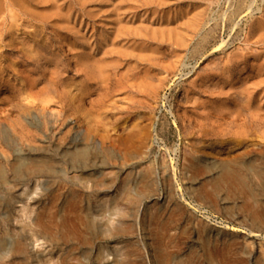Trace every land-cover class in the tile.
<instances>
[{
  "label": "rangeland",
  "instance_id": "obj_1",
  "mask_svg": "<svg viewBox=\"0 0 264 264\" xmlns=\"http://www.w3.org/2000/svg\"><path fill=\"white\" fill-rule=\"evenodd\" d=\"M144 1L27 2L31 7L23 2L28 10L0 4V128L14 139L13 144L6 142L0 129V169L6 177L0 184L3 264H115L121 258H126L123 264H159L160 258L166 264H264V31L256 27L264 26V0H256L250 14L233 21L229 13L235 0ZM194 10H201V28L193 26ZM82 37L87 39L85 49L93 44L102 51L111 45L104 73L110 77L102 74L93 81L78 70ZM35 47L56 58L57 68L36 54ZM27 78L34 82L33 89ZM51 78L58 82L49 84ZM65 89L69 95H81V101L65 108L63 100L55 98ZM218 103L221 150L214 123ZM185 112L201 121L190 133L181 127ZM77 131L82 136L76 143ZM75 144H85L86 159L70 165L62 154ZM41 154L56 161L54 173L14 175L11 167L18 156ZM124 183L129 194L120 198ZM115 202L123 209L121 217ZM51 214L58 216L64 231L53 229L48 235L37 227L40 217ZM119 218L131 226L130 232L100 235L98 228L107 219ZM16 246L21 252L14 253Z\"/></svg>",
  "mask_w": 264,
  "mask_h": 264
},
{
  "label": "bare ground",
  "instance_id": "obj_2",
  "mask_svg": "<svg viewBox=\"0 0 264 264\" xmlns=\"http://www.w3.org/2000/svg\"><path fill=\"white\" fill-rule=\"evenodd\" d=\"M86 1V0H85ZM107 2H108V0H106ZM116 1V0H115ZM121 0H119V2H120ZM140 1V0H139ZM154 1H156V0H154ZM158 1V0H157ZM160 1V0H159ZM173 1V0H172ZM171 0H170V2L169 1H167V4H168V2H169V4L172 2ZM177 1L178 0H175V2L177 3ZM182 1V0H181ZM197 1V0H196ZM217 1V0H216ZM219 1V0H218ZM256 0H235V2H234V5H233V3L231 4V6L233 5V7H232V10L230 11V20H232V19H238V18H240L242 15H244V14H250V11H251V6H252V4H254V2H255ZM23 2H25L26 3V5L27 6H30L31 4H27V2L29 3H35V4H40L41 5V3H44V4H48V3H46V0H0V4H2L3 5V3H5L6 5L8 4H10L9 6L11 7V6H18V8L19 9H21L22 10V8H23V6L21 5ZM144 2H147V0H145ZM152 2V1H151ZM202 2H204L203 0H202ZM223 2V1H222ZM81 3H82V1H81ZM84 3V2H83ZM127 3V2H126ZM156 3V2H155ZM182 3V2H181ZM199 3V2H198ZM209 3V2H208ZM208 3H207V5H208ZM34 4V5H35ZM37 4V6H40V5H38ZM101 4V3H100ZM116 4V3H115ZM114 4V5H115ZM139 4V3H138ZM141 4H142V1H141ZM147 4V3H146ZM154 4V3H153ZM203 4V3H202ZM228 4V3H227ZM97 5V4H96ZM103 5V4H102ZM108 5H111V4H108ZM161 6H162V4H160ZM173 5V4H172ZM177 5V4H176ZM191 6L193 5V3L192 4H190ZM206 5V4H205ZM215 5V4H214ZM217 5V4H216ZM261 5V4H260ZM24 6H25V4H24ZM112 6V5H111ZM120 6V5H119ZM119 6L118 5H115V8H116V11H118L120 8H119ZM124 6V5H123ZM174 6V5H173ZM180 6V5H179ZM182 6H183V4H182ZM209 7H210V5H208ZM213 6V5H212ZM231 6H229V7H231ZM4 7V6H3ZM3 7L1 8V9H3ZM31 7V6H30ZM49 7V6H48ZM47 7V8H48ZM55 7H57V6H55ZM86 7V6H85ZM110 7V6H109ZM140 7V6H139ZM145 7H147V6H145ZM150 7V6H149ZM172 7V6H171ZM203 7V6H202ZM216 7V6H215ZM219 7V6H218ZM222 7V6H221ZM228 7V8H229ZM7 8L8 7H6V10H7ZM17 8V9H18ZM33 8V7H32ZM31 8V9H32ZM37 8V7H36ZM59 8H60V6H59ZM99 8V7H98ZM106 8V7H105ZM114 8V7H113ZM112 7H111V10L113 9ZM114 8V9H115ZM141 8V7H140ZM143 8V7H142ZM156 8H157V6H156ZM175 8V7H174ZM180 8V7H179ZM185 8H186V6H185ZM204 8V7H203ZM224 8V7H223ZM227 8V7H226ZM257 8V7H256ZM1 9H0V11H1ZM10 9V8H9ZM24 10H28V9H26V7L25 8H23ZM39 9V8H38ZM37 9V10H38ZM45 9V8H44ZM70 9V8H69ZM96 9V8H95ZM103 9V8H102ZM101 9V10H102ZM123 9V8H122ZM144 9V8H143ZM142 9V10H143ZM148 9V8H147ZM164 9V8H163ZM163 9H161V10H163ZM170 9V8H169ZM195 9V8H194ZM213 9H214V7H213ZM13 10V9H12ZM20 10V11H21ZM29 10H30V8H29ZM33 10H35V8L33 9ZM37 10H35V11H37ZM80 10V9H79ZM82 10V9H81ZM85 10V9H84ZM96 10H98V9H96ZM100 10V11H101ZM105 11H107L106 9H104ZM167 10V9H166ZM165 10V11H166ZM172 10V9H171ZM190 10V9H189ZM188 10V11H189ZM198 10V9H197ZM212 10V9H211ZM215 10V9H214ZM260 10V9H259ZM258 10V11H259ZM9 11H11V10H9ZM15 11V10H14ZM18 11V10H17ZM42 11V10H41ZM91 11H92V9H91ZM114 11V10H113ZM115 11V12H116ZM119 11H121V10H119ZM144 11H145V9H144ZM158 11H159V9H158ZM174 11H176V9L174 10ZM178 11V10H177ZM176 11V12H177ZM200 11L201 10H199V12L198 11H196V10H194L193 11V18H194V20H195V22H194V24H193V26L195 27V29L196 28H198V27H200V19H202V13H200ZM216 11V10H215ZM3 12V11H2ZM8 12V11H7ZM38 12V11H37ZM39 12H40V10H39ZM85 12V11H84ZM101 12H103V11H101ZM101 12H98V13H101ZM128 12V11H127ZM146 12V11H145ZM150 12V11H149ZM167 12V11H166ZM31 13V12H30ZM36 13V12H35ZM42 13V12H41ZM91 13H93V12H91ZM97 13V12H96ZM97 13V15H99ZM109 13V12H108ZM153 13V12H152ZM181 13V12H180ZM212 13V12H211ZM220 13H221V11H220ZM223 13V12H222ZM222 13H221V15H222ZM225 13V12H224ZM228 13V12H227ZM254 13V12H253ZM22 14V13H21ZM40 14V13H39ZM80 14V13H79ZM128 14V13H127ZM148 14H150V13H148ZM168 14V13H167ZM176 14H178V12L176 13ZM185 14H186V11H185ZM184 14V15H185ZM228 14V15H229ZM37 15V14H36ZM85 15H87V14H85ZM96 15V16H97ZM107 15V14H106ZM131 15V14H130ZM136 15V14H135ZM134 15V16H135ZM152 15V14H151ZM150 15V16H151ZM169 15V14H168ZM216 15V14H215ZM224 15V14H223ZM253 15V14H252ZM93 16V15H92ZM142 16H144V15H142ZM176 16V15H175ZM213 16V15H212ZM260 16H262L261 14H260ZM14 17V16H13ZM84 17V16H83ZM85 17H87V16H85ZM99 17H101V16H99ZM114 17H115V15H114ZM114 17L112 18V19H114ZM172 17V16H171ZM180 17V16H179ZM211 17V16H210ZM220 17V16H219ZM223 17V16H222ZM243 17V16H242ZM133 18V17H132ZM149 18H151V17H149ZM165 18V17H164ZM167 18V17H166ZM186 18V17H185ZM206 18V17H205ZM245 18V17H244ZM137 19H139V18H137ZM158 19V18H157ZM179 19V18H178ZM204 19V18H203ZM213 19V18H212ZM246 19V18H245ZM259 19V18H258ZM82 20V19H81ZM88 20V19H87ZM111 20V19H110ZM131 20V19H130ZM130 20H129V23H130ZM135 20V19H134ZM147 20V19H146ZM149 20H151V19H149ZM148 20V21H149ZM164 20V19H163ZM162 20V21H163ZM206 20V19H205ZM260 20V19H259ZM79 22H80V20H78ZM84 21V20H83ZM91 21V20H90ZM117 21V20H116ZM165 21V20H164ZM179 21V20H178ZM219 21V20H218ZM227 21H229V20H227ZM233 21V20H232ZM76 22H77V20H76ZM79 22H77L78 24H79ZM93 22V21H92ZM124 22V21H123ZM137 22V21H136ZM158 23H159V21H157ZM167 22V21H166ZM175 22H177V21H175ZM174 22V23H175ZM210 22V21H209ZM209 22H207V23H209ZM215 22H217L216 20H215ZM255 22V21H254ZM81 23V22H80ZM109 23V22H108ZM145 23V22H144ZM206 23V24H207ZM232 23V22H231ZM237 23H239V20H238V22ZM84 24V23H83ZM91 24V23H90ZM99 24H100V22H99ZM110 24V23H109ZM146 24V23H145ZM149 24H151V23H149ZM173 24V23H172ZM185 24V23H184ZM202 24V23H201ZM205 24V25H206ZM79 25H81V24H79ZM78 25V26H79ZM85 25V24H84ZM97 25H98V23H97ZM96 25V26H97ZM117 25H119V24H117ZM142 25V24H141ZM161 25V24H160ZM166 26H168L167 24H165ZM217 25V24H216ZM82 26V25H81ZM108 26V25H107ZM126 26V25H125ZM124 26V27H125ZM152 26H153V24H152ZM155 26V25H154ZM157 26H158V24H157ZM162 26H164V25H162ZM172 26V25H171ZM222 26V25H221ZM90 27V26H89ZM94 27V26H93ZM110 27H111V25H110ZM115 27V26H114ZM113 27V28H114ZM119 27H122V26H119ZM134 27V26H133ZM220 27V26H219ZM225 27V26H224ZM232 27V26H231ZM240 27V26H239ZM256 27H257V29H258V31H264V26H262V25H256ZM88 28V27H87ZM95 28H97V27H95ZM104 28V27H103ZM107 28V27H106ZM109 28V27H108ZM107 28V29H108ZM201 28V27H200ZM238 28V27H237ZM84 29V28H83ZM92 30H93V28H91ZM105 29V28H104ZM128 29V28H127ZM151 29V28H150ZM156 29H157V27H156ZM179 29V28H178ZM216 29H217V27H216ZM227 30H228V28H226ZM239 29V28H238ZM238 29L236 30L237 31V33H239V31H238ZM79 30H80V28H79ZM89 30V29H88ZM136 30V29H135ZM134 30V31H135ZM144 30V29H143ZM192 30V29H191ZM232 30V29H231ZM230 29H229V31H231ZM87 31V30H86ZM109 31V30H108ZM129 31V30H128ZM133 31V30H132ZM173 31H174V29H173ZM194 31V30H193ZM253 31V30H252ZM8 32V31H7ZM88 32V31H87ZM91 32V31H90ZM96 32H97V29H96ZM117 32V30H115V33ZM131 32V31H130ZM157 32H159V31H157ZM179 31H177V33H178ZM197 32V31H196ZM207 32V31H206ZM222 32V31H221ZM69 33V32H68ZM83 33V32H82ZM81 33V34H82ZM113 33H114V31H113ZM126 33H128V32H126ZM133 33V32H132ZM131 33V34H132ZM138 33V32H137ZM136 33V34H137ZM141 33V32H140ZM151 33H153V32H151ZM262 33H264V32H262ZM11 34V33H10ZM32 34V33H31ZM30 34V35H31ZM88 34V33H87ZM87 34H85V35H87ZM103 34V33H102ZM118 34V33H117ZM143 34V33H142ZM173 34V33H172ZM199 34V33H198ZM201 34V33H200ZM206 34V33H205ZM213 34V33H212ZM255 34V33H254ZM77 35V34H76ZM99 35V34H98ZM104 35V34H103ZM106 35V34H105ZM111 35V34H110ZM122 35V34H121ZM202 35V34H201ZM261 35V34H260ZM114 36V35H113ZM123 36V35H122ZM130 36V35H129ZM132 36V35H131ZM177 36V35H176ZM219 36V35H218ZM256 36H257V33H256ZM262 36H263V34H262ZM261 36V37H262ZM36 37V36H35ZM72 37V36H71ZM148 37H150V35L148 36ZM165 38H166V36H164ZM163 37V38H164ZM175 37V36H174ZM250 37V36H249ZM264 37V36H263ZM88 38H89V36H88ZM90 38H91V36H90ZM132 38H133V36H132ZM143 38V37H142ZM155 38V37H154ZM186 38H187V36H186ZM36 39V38H35ZM82 39H83V37H82ZM82 39H80V41H81V46L79 47L80 49H81V53H79L78 55H77V64H76V62H75V64L78 66L77 68H78V70L81 72H83L86 76L87 75H91L90 76V78L89 79H92V78H94L95 79V77H97V76H102V74H103V78H105V76H104V73L106 72V70H107V67H108V64H109V62H107V58H105L106 57V55L108 54V50L107 49H109L110 48V46L111 45H109V48L107 47V49H104V50H102V51H100L101 50V48H100V50L98 51V49H96V48H94L92 45H90V46H88V44H87V49H85V42H86V40H85V42H84V39L82 40ZM114 39V38H113ZM115 39H116V37H115ZM66 40H68L67 38H66ZM77 40H79V39H77ZM99 40V39H98ZM104 40V39H103ZM110 40V39H109ZM124 40H126V39H124ZM130 41H131V39H129ZM221 40V39H220ZM89 41V40H88ZM101 41V40H100ZM118 41V40H117ZM141 41V40H140ZM149 41V40H148ZM212 41V40H211ZM223 41V40H222ZM10 42V41H9ZM9 42L7 41V43L9 44ZM78 42V41H77ZM97 42V44H98V41H96ZM165 42V41H164ZM43 43V42H42ZM88 43H90V42H88ZM110 43V42H109ZM135 43H136V41H135ZM142 43V42H141ZM145 43V42H144ZM144 43H143V46H144ZM153 43V42H152ZM157 43V42H156ZM207 43V42H206ZM31 44V43H30ZM95 44V43H94ZM119 44H120V42H119ZM130 44V43H129ZM149 44H150V42H149ZM148 44V45H149ZM215 44V43H214ZM224 44L226 45V43L224 42ZM5 45V44H4ZM27 45V44H26ZM122 45V44H121ZM137 45V44H136ZM168 45V44H167ZM173 45V44H172ZM212 45V44H211ZM220 45V44H219ZM229 45V44H228ZM12 46V45H11ZM15 46V45H14ZM13 46V47H14ZM28 46H30V45H28ZM75 46V45H74ZM78 46H79V44H78ZM96 46V45H95ZM99 46V45H98ZM97 46V47H98ZM104 46V45H103ZM117 46V45H116ZM146 46V45H145ZM159 46H160V44H159ZM162 46V45H161ZM164 46V45H163ZM230 46V45H229ZM18 47V46H17ZM24 47H25V45H24ZM44 47V46H43ZM105 47V46H104ZM118 47V46H117ZM130 47V46H129ZM132 47V46H131ZM130 47V48H131ZM141 47V46H140ZM151 47V46H150ZM183 47V46H182ZM181 47V48H182ZM185 47V46H184ZM217 47V46H216ZM222 47H224V46H222ZM226 47V46H225ZM29 48V47H28ZM34 48V47H33ZM114 48H115V46H114ZM119 48H120V46H119ZM122 48V47H121ZM172 48H175V47H173L172 46ZM31 49V48H30ZM122 49H124V48H122ZM143 49V48H142ZM144 49H146L147 50V48H144ZM143 49V50H144ZM168 49V48H167ZM202 49H204V45L202 46ZM212 49V48H211ZM216 49V48H215ZM224 49V48H223ZM226 49V48H225ZM231 49V48H230ZM236 49V48H235ZM13 50V48L11 49V51ZM25 50V49H24ZM35 52H37L36 54H39V56L40 57H42L43 59H45V60H47V61H49V63L51 62V64L54 66V67H56L57 68V66H58V63H57V60H56V58L55 59H53L54 57L53 56H48V55H44V50H43V48H40V47H35ZM95 50H97V51H95ZM115 49H113V51H114ZM128 51H129V49H127ZM133 50V49H132ZM132 50H130L129 52H131ZM135 50V49H134ZM156 50V49H155ZM190 50V49H189ZM205 50V49H204ZM207 50V49H206ZM14 51V50H13ZM17 51V50H16ZM28 51V50H27ZM138 51V50H137ZM166 51H168V50H166ZM186 51V50H185ZM209 51H211V50H209ZM234 51V50H233ZM232 51V52H233ZM121 52V51H120ZM127 52V51H126ZM125 52V53H126ZM132 52H134V51H132ZM161 52V51H160ZM172 52V51H171ZM170 52V53H171ZM182 52V51H181ZM188 52V51H187ZM204 52V51H203ZM212 52V51H211ZM215 52V51H214ZM218 52H220L219 50H218ZM235 53H236V51H234ZM17 53V52H16ZM29 53H32V52H29ZM28 53V54H29ZM78 53V52H77ZM110 53V52H109ZM138 53H139V51H138ZM148 53V52H147ZM156 53V52H155ZM174 53V52H173ZM185 53V52H184ZM184 53H183V56H184ZM206 53V52H205ZM204 53V54H205ZM208 53V52H207ZM226 54H228V52H225ZM9 54V53H8ZM146 54V53H145ZM172 54V53H171ZM76 55V54H75ZM150 55V54H149ZM153 55V54H152ZM161 55H162V53H161ZM165 55V54H164ZM200 55V54H199ZM207 55V54H206ZM229 55H230V53H229ZM232 55V54H231ZM238 55H239V53H238ZM33 56V55H32ZM46 56V57H45ZM116 56V55H115ZM135 56H136V54H135ZM168 56V55H167ZM173 56V55H172ZM171 56V57H172ZM187 56V55H186ZM205 56V55H204ZM53 57V58H52ZM109 57V56H108ZM176 57V56H175ZM232 57H233V55H232ZM25 58H26V55H25ZM35 58V57H34ZM39 58V57H38ZM162 58V57H161ZM166 58V57H165ZM173 58V57H172ZM172 58H170L171 60H172ZM196 58V57H195ZM203 58V57H202ZM233 58H235L236 59V57H233ZM17 59V58H16ZM28 59V58H27ZM33 59V58H32ZM121 59V58H120ZM129 59H131V58H129ZM158 59V58H157ZM175 60H176V58H174ZM10 60V59H9ZM25 60V59H24ZM111 60V59H110ZM141 60V59H140ZM160 60H162V59H160ZM164 60V59H163ZM194 60V59H193ZM42 61V60H41ZM60 61V60H59ZM115 61V60H114ZM127 61V60H126ZM145 61V60H144ZM143 61V62H144ZM165 61V60H164ZM178 61V60H177ZM217 61V60H216ZM215 61V62H216ZM12 62V61H11ZM20 62V61H19ZM33 62H35V61H33ZM143 62H141V63H143ZM153 63H154V60L152 61ZM151 62V63H152ZM156 62V61H155ZM169 62V61H168ZM173 62V61H172ZM181 62V61H180ZM36 63V62H35ZM48 63V64H49ZM116 63V62H115ZM165 63V62H164ZM163 63V64H164ZM176 63V62H175ZM174 63V64H175ZM211 63V62H210ZM37 64V63H36ZM124 64H126V63H124ZM131 64V63H130ZM144 64V63H143ZM159 64H161V62L159 63ZM183 64V63H182ZM227 64V63H226ZM28 65V64H27ZM75 65V66H76ZM165 65V64H164ZM181 64H179V66H180ZM41 66V65H40ZM113 66V65H112ZM135 66V65H134ZM133 66V67H134ZM141 66V65H140ZM148 66H150V65H148ZM153 66V65H152ZM166 66V65H165ZM169 66H170V64L167 66L168 68H169ZM218 66V65H217ZM18 67V66H17ZM53 67V68H54ZM123 67H124V65H123ZM122 67V68H123ZM144 67V66H143ZM155 67V66H154ZM157 67V66H156ZM182 67V66H181ZM183 67H184V65H183ZM208 67V66H207ZM215 67H216V65H215ZM29 68V67H28ZM67 68V67H66ZM159 68V67H158ZM158 68H156V69H158ZM173 68V67H172ZM39 69V68H38ZM110 69V68H109ZM132 69V68H131ZM138 69V68H137ZM155 69V70H156ZM180 69V68H179ZM75 70V69H74ZM135 70V69H134ZM139 70V69H138ZM145 70V72H144V74L146 73V69H143V71ZM259 70V69H258ZM261 70V69H260ZM22 71V70H21ZM51 71H52V68H51ZM77 71V70H76ZM78 71V72H79ZM108 71V70H107ZM124 71V70H123ZM133 71V70H132ZM154 71V70H153ZM167 71H168V69H167ZM171 71H172V69H171ZM173 71H175V70H173ZM177 71V70H176ZM204 71V70H203ZM26 72V71H25ZM55 72H57V71H54L53 72V76L55 75ZM75 72V71H74ZM81 72V73H82ZM119 72V71H118ZM128 71H126V73H127ZM141 72V71H140ZM159 72V71H158ZM164 72V71H163ZM166 72V71H165ZM205 73H206V70L204 71ZM209 72H212V71H209ZM20 73V72H19ZM66 73V72H65ZM75 73H77V72H75ZM130 74H131V72H129ZM27 74H29V73H27ZM48 74V73H47ZM63 74V73H62ZM78 74V73H77ZM118 74V73H117ZM136 74V73H135ZM148 74V73H147ZM147 74H146V76H147ZM150 74V73H149ZM152 74H155V73H152L151 72V76H152ZM157 74V73H156ZM163 74V73H162ZM167 74H169V72L167 73ZM171 75H173L172 73H170ZM215 74V73H214ZM23 75V74H22ZM51 75V74H50ZM57 75V74H56ZM114 75V74H113ZM119 75L120 74H118V77H119ZM138 75V74H137ZM140 75H141V73H140ZM160 75V76H159ZM159 75H157L158 77H161V74H159ZM203 75V74H202ZM28 76H30V74L28 75ZM27 76V77H28ZM52 76V77H53ZM107 76L108 77H110L108 74H107ZM106 76V77H107ZM121 76V75H120ZM128 76V75H127ZM126 76V77H127ZM139 76V75H138ZM137 76V77H138ZM144 76V75H143ZM153 76H156V75H153ZM170 76V75H169ZM168 76V77H169ZM204 76V75H203ZM36 77V76H35ZM45 77V76H44ZM47 77V76H46ZM83 77H84V75H83ZM112 77V76H111ZM128 77H130V76H128ZM134 77V76H133ZM135 77H136V75H135ZM134 77V78H135ZM165 77H167V76H165ZM178 77V76H177ZM202 77V76H201ZM49 78V77H48ZM48 78H47V80H48ZM54 78H56V76L54 77ZM58 78V77H57ZM102 78V79H103ZM116 78V77H115ZM131 78V77H130ZM129 78V79H130ZM133 78V79H134ZM147 78H149L148 76H147ZM157 78V77H156ZM163 78V77H162ZM200 78V77H199ZM25 79V78H24ZM23 79V80H24ZM43 79V78H42ZM81 79H82V77H81ZM108 79V78H107ZM137 80H139L138 78H136ZM154 79H155V77H154ZM201 79V78H200ZM27 80H28V82H29V84H30V89H33L34 88V82L32 81V80H30V79H28L27 78ZM45 80V79H44ZM51 81L49 82V84L50 83H57L56 81H54V79L53 78H51L50 79ZM59 80V79H58ZM65 80V79H64ZM88 80V79H87ZM93 80V79H92ZM97 80V79H96ZM98 80H100L99 78H98ZM117 80H118V78H117ZM130 80H132V79H130ZM143 80V79H142ZM146 82H147V80H150V79H144ZM158 80H160V79H158ZM157 80V81H158ZM38 81V80H37ZM54 81V82H53ZM94 81V80H93ZM102 80H100L99 82H101ZM124 81H125V79H124ZM140 81V80H139ZM139 81H137V82H139ZM6 82H7V80H6ZM79 82V81H78ZM77 82V83H78ZM90 82H91V80H90ZM98 82V83H99ZM104 82V81H103ZM105 82H108V81H105ZM118 82V81H117ZM132 82V81H131ZM130 82V83H131ZM134 82V81H133ZM155 82V81H154ZM165 82V81H164ZM36 83V82H35ZM42 83V82H41ZM40 83V84H41ZM71 83V82H70ZM81 83V82H80ZM79 83V84H80ZM97 83V84H98ZM144 83V82H143ZM142 83V84H143ZM162 83H163V80H162ZM28 84V85H29ZM40 84H39V86H40ZM101 84V83H100ZM99 84V85H100ZM105 84V83H104ZM139 84V83H138ZM150 84H152V83H150ZM150 84H147L148 86L150 85ZM160 84V83H159ZM61 85V84H60ZM65 85V84H64ZM95 85V84H94ZM154 85V84H153ZM47 86H48V84H47ZM86 86V85H85ZM89 86V85H88ZM103 86H105L106 87V85H103ZM139 86V85H138ZM142 86V85H141ZM194 86V85H193ZM41 87H43L42 85H41ZM48 87H50V85L48 86ZM53 87V86H52ZM66 88H67V86H65ZM72 87V86H71ZM76 87V86H75ZM101 87H102V85H101ZM247 87V86H246ZM26 88H28V87H26ZM26 88H25V90H26ZM47 88V87H46ZM45 88V89H46ZM55 89H54V92L55 91H58L57 90V88L56 87H54ZM61 88V87H60ZM89 88V87H88ZM87 88V89H88ZM151 88V87H150ZM24 89V88H23ZM50 89V88H49ZM62 89V88H61ZM63 89H64V86H63ZM62 89V90H63ZM75 89V88H74ZM93 89V88H92ZM152 89V88H151ZM36 90V89H35ZM66 90V89H65ZM71 90V89H70ZM81 90H83V89H81ZM95 90H97V89H95ZM102 90V89H101ZM147 90V89H146ZM148 90H150V89H148ZM186 90H188V89H186ZM198 90V89H197ZM4 91V90H3ZM16 91H18V90H16ZM33 91V90H32ZM47 91H49V90H47ZM152 91V90H151ZM155 91H156V89L154 90V93H155ZM159 91V90H158ZM52 92V91H51ZM68 92H69V90H66V91H60L58 94H56L57 96H55V98L56 99H58L59 98V101H62L63 100V104H64V107L65 108H68V107H70V104H71V102L72 101H75V102H80L81 101V95L80 96H77L75 93H74V95H69L68 94ZM75 92H77V91H75ZM85 92V91H84ZM1 93V92H0ZM56 93V92H55ZM70 93V92H69ZM80 93V92H79ZM78 93V94H79ZM150 93V92H149ZM84 93H82V95H83ZM94 94V93H93ZM239 94V93H238ZM151 95H152V93H151ZM217 95V94H216ZM20 96V95H19ZM47 96V95H46ZM157 96V95H156ZM62 97L64 98V99H62ZM153 97V96H152ZM186 97H187V95H186ZM238 97V96H237ZM240 97V96H239ZM83 98V97H82ZM88 99V98H87ZM144 99V98H143ZM153 99H154V97H153ZM213 99V98H212ZM5 100V99H4ZM139 100V99H138ZM156 100V99H155ZM87 101V100H86ZM6 102V101H5ZM84 102V101H83ZM91 102V101H90ZM140 102V101H139ZM241 102V101H240ZM3 103V102H2ZM18 103V102H17ZM20 103V102H19ZM82 103V102H81ZM59 104V103H58ZM140 105H142L141 103H139ZM245 104H246V102H245ZM249 104V103H248ZM19 105V104H18ZM17 105V106H18ZM25 106L24 104H22L21 103V105L20 106ZM149 105V104H148ZM152 105V104H151ZM247 105V104H246ZM13 106V105H12ZM43 107V106H42ZM60 107V106H59ZM62 107V106H61ZM77 107V106H76ZM144 107V106H143ZM12 108V107H11ZM14 108V107H13ZM17 108V107H16ZM24 108V107H23ZM25 108H26V106H25ZM45 108V107H44ZM217 108L219 109V114L216 116V118H215V121H214V123H215V125H216V134H217V137H218V142H217V147H218V150H221V140H222V126H223V123H222V116L220 115V113L222 112L221 111V108H222V106H221V103H218L217 104ZM243 108V107H242ZM15 109V108H14ZM27 109V108H26ZM13 110V109H12ZM16 110V109H15ZM14 110V111H15ZM20 110V109H19ZM18 110V111H19ZM71 110H72V108H71ZM212 110V109H211ZM241 110V109H240ZM25 111V110H24ZM30 111V110H29ZM35 111V110H34ZM70 111V110H69ZM127 111H129V110H127ZM13 112V111H12ZM23 112V111H22ZM35 112H37V111H35ZM40 112H42V113H44V109L43 108H41V110H40ZM49 112V111H48ZM51 112V111H50ZM49 112V113H50ZM65 112V111H64ZM66 112H67V110H66ZM72 112H73V110H72ZM71 112V113H72ZM87 112V111H86ZM132 112V111H131ZM135 112V111H134ZM28 113V112H27ZM54 113H56V112H54ZM82 113H83V111H82ZM133 113V112H132ZM136 113V112H135ZM146 113V112H145ZM21 114V113H20ZM23 114H26V113H23ZM29 114V113H28ZM31 114H32V112H31ZM35 115H36V113H34ZM38 114H39V112H38ZM46 114V113H45ZM48 114V113H47ZM74 114H77V113H74ZM129 114V113H128ZM170 114L173 116V118H174V116H176V115H174V113L171 111L170 112ZM241 114H242V112H241ZM34 115V116H35ZM48 115H53V113L51 112V114H48ZM55 115H57V116H59V115H61L60 113H56V114H54V116ZM80 115V114H79ZM37 116V115H36ZM41 116V115H40ZM47 116V115H46ZM50 116H49V118H50ZM63 116V115H62ZM81 116V115H80ZM241 116V115H240ZM18 117H19V115H18ZM22 117H23V115H22ZM27 116H24V120H25V118H26ZM39 117V116H38ZM53 117V116H52ZM64 117V116H63ZM77 117V116H76ZM195 116L193 115V114H189V113H187V112H185V113H183V115L181 116V119H182V123H183V125L181 126L183 129L182 130H184V131H190L191 129H193V126L194 127H196V126H200V124H199V122H201L200 121V119L198 120L197 118H194ZM20 118V117H19ZM33 118V117H32ZM54 119L56 118V117H53ZM20 119H22V118H20ZM35 119V118H34ZM51 119V118H50ZM72 119V118H71ZM98 119V118H97ZM100 119V118H99ZM175 120H174V123L176 122V120H177V118H174ZM208 120V119H207ZM241 120V119H240ZM239 120V121H240ZM23 121V120H22ZM27 121V120H26ZM46 121H47V119H46ZM21 122V121H20ZM27 122H29V121H27ZM181 122V121H180ZM196 122L198 123V124H196ZM207 122V121H206ZM204 123V122H203ZM209 123V122H208ZM10 124V123H9ZM14 124V123H13ZM116 124V122H114V125ZM255 124V123H254ZM11 125V124H10ZM90 125V124H89ZM95 125V124H94ZM214 125V124H213ZM3 126H5V125H3ZM16 126V125H15ZM177 126V125H176ZM1 127V126H0ZM6 127H7V125H6ZM13 127V126H12ZM17 128V127H16ZM1 130H2V133H4V140H6V142H10V143H12L13 144V140H10L11 138L10 137H8V132L6 131V129H5V127H3V128H0ZM9 129H10V127H9ZM198 129V128H197ZM15 130V129H14ZM80 130V129H79ZM195 130V129H194ZM204 130V129H203ZM206 130V129H205ZM188 131V132H189ZM198 131V130H197ZM10 132V131H9ZM179 132V131H178ZM191 132V131H190ZM189 132V133H190ZM193 132V131H192ZM196 132V131H195ZM203 132H205V131H203ZM214 133V132H213ZM148 134V133H147ZM180 134V133H179ZM188 134V133H187ZM198 134V133H197ZM212 134V133H211ZM85 135V134H84ZM151 135H152V133H151ZM150 135V136H151ZM190 135V134H189ZM199 136H200V134H198ZM78 136H82V133H80V131H77V133L75 134V136H74V139H73V141L74 142H76V141H78V139H77V137ZM137 136H139L138 134H137ZM201 136H203V135H201ZM87 137V136H86ZM185 137V136H184ZM187 137H189V136H187ZM195 137V136H194ZM150 138V137H149ZM190 138V137H189ZM206 139V138H205ZM224 139V138H223ZM149 140V139H148ZM153 140V139H152ZM196 140V139H195ZM238 140V139H237ZM190 141V140H189ZM234 141V140H233ZM236 141V140H235ZM77 143V142H76ZM148 143V142H147ZM223 143H224V141H223ZM228 143V142H227ZM235 143H237V142H235ZM9 144V143H8ZM83 144V143H82ZM71 145V144H70ZM85 145V144H84ZM84 145H80V146H76V144L75 145H73V146H69V147H65L64 148V150H63V158H64V161L66 162H68V164H74V165H76V164H81L82 162H84L85 161V159H86V147H84ZM189 145V144H188ZM209 145V144H208ZM143 149V148H142ZM144 151V150H143ZM136 155V154H135ZM127 158H128V156H126ZM125 157V158H126ZM54 158V157H53ZM60 158V157H59ZM126 158V159H127ZM129 159V158H128ZM132 159H134L133 157H132ZM121 160H123V159H121ZM213 163V162H212ZM56 161L54 160V159H52V158H50V157H48V156H45V155H40V156H36V158L35 157H33V158H28V156H26V157H24V156H18L16 159H15V161L12 163V167H11V169H12V172L14 173V175H16L17 177H18V175H20L22 172H27V173H29V174H47V175H49V174H51V173H54L55 172V167H56ZM84 164V163H83ZM67 165V164H66ZM63 166V165H62ZM84 166V165H83ZM215 168H217L216 166H215V164L213 165ZM67 168V167H66ZM65 168V169H66ZM69 168V167H68ZM71 168H72V166H71ZM70 169V168H69ZM225 171H228V169H226ZM57 172V171H56ZM232 172H230V174H231ZM28 174V175H29ZM5 179H6V177H5V175H4V173H3V171L0 169V184H2L3 182H5ZM130 191V190H129ZM129 194V192H128V189H127V184H122V186H121V189H120V194L118 195L119 197H120V195H124V196H127ZM119 197H117V198H119ZM116 198V199H117ZM121 198V197H120ZM136 199H137V196H136ZM136 199L135 200H132V203L134 204L135 203V201H136ZM111 203V202H110ZM119 203V202H118ZM101 205H100V207H105L106 206V201H102L101 203H100ZM115 205H114V209H115V212H117V214H119L120 215V217L122 216V214H123V212H122V210L123 209H121L118 205H117V202H115L114 203ZM136 204V203H135ZM107 205H108V203H107ZM109 207V206H108ZM104 209V208H103ZM61 218V217H60ZM58 216L56 215V214H51V215H48L47 217H46V219H44V216H42V217H40L39 219H38V221H37V227H39L42 231H44V232H47V234L48 233H50L53 229L55 230H59V231H64L63 230V228L64 227H61L58 223ZM90 223V222H89ZM88 223V224H89ZM125 222L124 221H122V220H120V218L119 219H117L115 222H113L112 221V219H107V221H105L103 224H102V226H100L98 229H99V232H100V235H106V234H109V232H111V231H113V232H116V233H128V232H130L131 231V226L130 225H127V224H124ZM95 225V224H94ZM98 226H99V224H97ZM97 228V227H96ZM111 229V230H110ZM55 230V231H56ZM57 233V232H56ZM67 233V232H66ZM69 234V233H68ZM49 235V234H48ZM51 235V234H50ZM79 235V234H78ZM81 236V235H80ZM15 251H14V253L15 252H21V250H20V248H18L17 246L15 247V249H14ZM6 255V254H5ZM116 255V254H115ZM123 255V254H122ZM117 256V255H116ZM123 256H125V255H123ZM3 257V256H2ZM119 257H121V255L119 256ZM117 258V257H116ZM5 258H0V264H3V260H4ZM125 259L126 258H121V259H117L115 262H113V263H115V264H123L124 263V261H125ZM64 260V259H63ZM9 262V261H8ZM12 262V261H11ZM64 262V261H63ZM62 262V263H63ZM22 263V262H21ZM25 263V262H24ZM5 264V263H4ZM63 264H67V263H63ZM159 264H166V262H165V260L163 259V258H160L159 259Z\"/></svg>",
  "mask_w": 264,
  "mask_h": 264
}]
</instances>
